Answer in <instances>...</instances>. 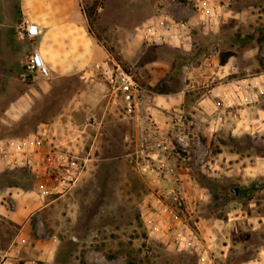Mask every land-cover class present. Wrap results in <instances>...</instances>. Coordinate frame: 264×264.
<instances>
[{
  "label": "rangeland",
  "instance_id": "rangeland-1",
  "mask_svg": "<svg viewBox=\"0 0 264 264\" xmlns=\"http://www.w3.org/2000/svg\"><path fill=\"white\" fill-rule=\"evenodd\" d=\"M97 2L91 31L132 74L147 106L155 96L181 91L170 123L183 113L191 139L164 153L156 176L157 155L136 143L134 121L122 117L119 104L97 115L104 120L98 138L64 143L57 124L58 136L49 140L76 79L54 84L17 119L7 118L1 90L0 138L26 137L46 124L49 145L87 158L74 186L63 195L47 194L52 202L30 216L32 244L17 264H200L204 249L209 264H264V0ZM165 16L175 23L173 36L147 40L143 25ZM75 113L77 121L93 120ZM33 185L25 169L0 170V194L7 186L25 191ZM161 202L175 211L168 223ZM188 227L204 246L179 245L177 232L184 235ZM51 236L54 252L37 259L34 241Z\"/></svg>",
  "mask_w": 264,
  "mask_h": 264
},
{
  "label": "crops",
  "instance_id": "crops-1",
  "mask_svg": "<svg viewBox=\"0 0 264 264\" xmlns=\"http://www.w3.org/2000/svg\"><path fill=\"white\" fill-rule=\"evenodd\" d=\"M90 1L14 0L12 5L11 0H4L0 6V92L3 90L2 96L7 97V118L17 119L29 111L37 99L49 92L54 84L76 79L78 85L74 94L63 104L65 114L58 116L53 122V126L59 125L62 142L68 144L80 143L88 136L98 138L104 120L97 115L100 112L105 115L106 110H114L121 102L120 96H113L95 69L98 62L109 58V53L90 29L85 10ZM24 20L38 25L39 32L36 36H25L21 27ZM34 49L43 56L49 76L30 77L27 84L22 83L21 78H17L23 70L26 57ZM180 93L181 91L172 94L176 99L175 104L171 101V93H162L153 97V101L147 106L163 131L170 126L171 114L180 110ZM120 110L122 111L121 105ZM75 111L90 114L93 120L90 122L87 118L85 122L77 121L73 118ZM55 126L50 130L49 140H53L51 135H56L58 129ZM134 134L137 143V131ZM124 135L127 138L128 135ZM46 195L36 184L25 191L14 186L4 188L0 199L6 196L9 204L7 201H0V214L17 223L19 229L6 250H3L0 264H17L21 259V250L28 249L32 244L29 237L32 230L30 216L52 202L47 200ZM34 242L33 247L38 252L37 259H48L55 250L53 236L48 241L36 239Z\"/></svg>",
  "mask_w": 264,
  "mask_h": 264
},
{
  "label": "built area",
  "instance_id": "built-area-1",
  "mask_svg": "<svg viewBox=\"0 0 264 264\" xmlns=\"http://www.w3.org/2000/svg\"><path fill=\"white\" fill-rule=\"evenodd\" d=\"M174 24L169 16H165L156 22L146 23L141 29L147 40L161 41L166 36H173V32L177 30ZM21 27L27 37H34L39 32L38 25L27 20L21 23ZM189 66L187 64L184 68L188 69ZM95 69L113 96H120L122 108L120 113L123 118H130L134 121L141 145L152 149L157 155L154 157L152 171L156 176H160L163 171L164 153L171 146H188L191 139L192 133L186 129L183 113L175 115L170 127L165 132L158 127L147 109V101L143 96L142 89L131 73L122 68L111 57L98 62ZM34 76L43 78L49 76V69L43 56L35 49L26 57L23 70L19 74L23 81ZM48 132L47 125L42 124L35 132L26 137L0 138V169H25L45 194L63 195L80 178L86 166L87 158L49 145L46 141ZM143 169L145 168L143 167ZM173 194L176 199L177 192L173 191ZM178 203L180 202L178 201ZM161 205L165 210L162 222L168 223L169 218L174 217L175 211L163 202ZM176 238L179 239L180 246L193 249L199 245L204 246L202 237L196 229L191 227L186 228L184 235L182 231H178ZM206 254L207 249L202 250L199 258L200 264L207 262L208 256Z\"/></svg>",
  "mask_w": 264,
  "mask_h": 264
},
{
  "label": "trees",
  "instance_id": "trees-1",
  "mask_svg": "<svg viewBox=\"0 0 264 264\" xmlns=\"http://www.w3.org/2000/svg\"><path fill=\"white\" fill-rule=\"evenodd\" d=\"M98 6L99 3L97 2V0H93L92 4L87 7L88 9L86 13L89 19V23H92V21L94 20ZM18 229L19 225L17 223L0 214V249H5L10 244ZM128 264H136V262L133 260H129Z\"/></svg>",
  "mask_w": 264,
  "mask_h": 264
}]
</instances>
